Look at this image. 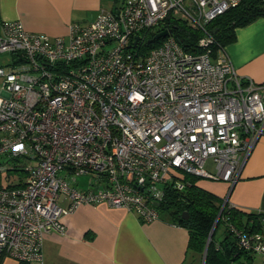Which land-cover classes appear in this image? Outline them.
I'll return each mask as SVG.
<instances>
[{
  "label": "built area",
  "instance_id": "obj_1",
  "mask_svg": "<svg viewBox=\"0 0 264 264\" xmlns=\"http://www.w3.org/2000/svg\"><path fill=\"white\" fill-rule=\"evenodd\" d=\"M119 1L67 36L1 24L0 53L13 58L0 66V264H43L44 235L63 234V216L82 204L156 220L153 202L167 184L183 189L186 175L227 183L223 207L264 136V84L239 76L206 29L244 0ZM168 17L203 33L201 52L171 32L141 51ZM228 228L242 249L264 255V231Z\"/></svg>",
  "mask_w": 264,
  "mask_h": 264
},
{
  "label": "crops",
  "instance_id": "obj_2",
  "mask_svg": "<svg viewBox=\"0 0 264 264\" xmlns=\"http://www.w3.org/2000/svg\"><path fill=\"white\" fill-rule=\"evenodd\" d=\"M119 3V0H0V32L4 21L20 20L30 32L67 36L70 24H87L100 11L113 10ZM224 52L239 76L264 84V15L236 28L235 39L225 45ZM195 183L221 199L228 193L227 183L221 180L199 178ZM67 203L61 199L63 206ZM228 203L245 213L264 212V136L246 159L228 194ZM62 222L63 234L44 235L43 264H198V256L187 252V229L172 223L163 212L158 219L144 222L124 208L106 203L82 204L63 216ZM215 235L216 230L214 239L221 241L224 228L218 238ZM256 256L260 263H256ZM240 260L244 264H264V255L253 254L250 261ZM1 264L18 262L5 258Z\"/></svg>",
  "mask_w": 264,
  "mask_h": 264
},
{
  "label": "trees",
  "instance_id": "obj_3",
  "mask_svg": "<svg viewBox=\"0 0 264 264\" xmlns=\"http://www.w3.org/2000/svg\"><path fill=\"white\" fill-rule=\"evenodd\" d=\"M264 15V1L244 0L238 6L229 9L206 24V29L212 35L214 44L212 50L225 45L235 39V30L242 27L258 16ZM168 29L176 41L188 52L199 53L198 39L203 35L200 30L193 29L186 21L179 18H166L149 31L142 43L141 51L147 52L158 46L163 38L154 39L156 32ZM199 178L186 175L185 186L178 190L172 185L165 186V195L158 209L163 212L172 223L183 226L189 233L187 252L193 255H204V264H244L241 258L251 260L254 253L240 247L237 239L230 232L228 226L233 224L240 229L252 233L264 231V212H242L235 206L225 203L215 194L196 185ZM187 212L188 217L183 218ZM217 218V223L208 241L209 232ZM224 228V238L214 239V233L219 225ZM18 264H28L19 261Z\"/></svg>",
  "mask_w": 264,
  "mask_h": 264
},
{
  "label": "rangeland",
  "instance_id": "obj_4",
  "mask_svg": "<svg viewBox=\"0 0 264 264\" xmlns=\"http://www.w3.org/2000/svg\"><path fill=\"white\" fill-rule=\"evenodd\" d=\"M12 57H10V55L9 54H1L0 53V66H2V65H6V64H8V63H10L11 62V59ZM2 82H3V78L2 77H0V91H1V86H2ZM204 167H205V169L206 170H208L209 172H212V173H214L215 172V168H214V164L212 163V161L211 160H208V161H206L205 162V164H204ZM79 181L83 184L82 186H87V183H88V178H86V177H82V178H79ZM223 229V226L220 224L218 227H217V229H216V235H215V238H218V236H219V234H220V232H221V230ZM211 231V230H210ZM209 235H210V232H209ZM208 235V241L210 240V237H211V235L209 236ZM257 255V254H256ZM203 256H204V254L202 255V256H198L197 257V259H198V264H204V259H203ZM10 259H12V258H10ZM13 260H15V259H13ZM255 260H256V263H260L259 262V257H255ZM16 261V260H15ZM231 264H237V263H235V262H232ZM249 264H251V263H249Z\"/></svg>",
  "mask_w": 264,
  "mask_h": 264
},
{
  "label": "water",
  "instance_id": "obj_5",
  "mask_svg": "<svg viewBox=\"0 0 264 264\" xmlns=\"http://www.w3.org/2000/svg\"><path fill=\"white\" fill-rule=\"evenodd\" d=\"M169 33H170V30H168V29L162 30L161 32H158V33H156L154 35V39L157 40V39L163 38V37L167 36ZM137 39H138V37H135V40H137ZM153 205L158 207L159 203L158 202H153ZM187 217H188L187 212H184L183 213V218H187ZM216 223H217V218H216V220H215V222H214V224H213V226L211 228L210 235L212 234V231H213ZM204 255H205V251H204ZM203 259H204V256H203Z\"/></svg>",
  "mask_w": 264,
  "mask_h": 264
}]
</instances>
